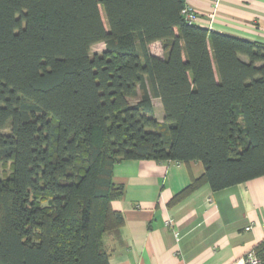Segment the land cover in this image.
<instances>
[{
    "label": "trees",
    "instance_id": "16d2710c",
    "mask_svg": "<svg viewBox=\"0 0 264 264\" xmlns=\"http://www.w3.org/2000/svg\"><path fill=\"white\" fill-rule=\"evenodd\" d=\"M183 7L0 0V264H109L121 161H199L170 206L264 176V43L188 24ZM254 252L264 264V242Z\"/></svg>",
    "mask_w": 264,
    "mask_h": 264
},
{
    "label": "crops",
    "instance_id": "0c3cea01",
    "mask_svg": "<svg viewBox=\"0 0 264 264\" xmlns=\"http://www.w3.org/2000/svg\"><path fill=\"white\" fill-rule=\"evenodd\" d=\"M185 1L200 27L264 43V0H219L215 10L213 0ZM154 45L161 49L152 53L162 57L161 44ZM112 173L124 187L112 202L124 223L103 237L109 264H243L264 242V176L219 191L204 185L170 206L202 175L199 161H121Z\"/></svg>",
    "mask_w": 264,
    "mask_h": 264
},
{
    "label": "built area",
    "instance_id": "2783aa9c",
    "mask_svg": "<svg viewBox=\"0 0 264 264\" xmlns=\"http://www.w3.org/2000/svg\"><path fill=\"white\" fill-rule=\"evenodd\" d=\"M213 1H214V10H215L218 7L219 0H213ZM181 14L188 24L196 23L197 12H196L195 8L191 4L187 3L185 0H184V7L181 11ZM209 17L212 18L213 15H209ZM209 201H211V200L209 199ZM169 224H170V222L167 221L166 225H169ZM250 228H251V226H248L246 228V230H249ZM243 264H260V261L256 257L254 250L247 254Z\"/></svg>",
    "mask_w": 264,
    "mask_h": 264
},
{
    "label": "rangeland",
    "instance_id": "374dc122",
    "mask_svg": "<svg viewBox=\"0 0 264 264\" xmlns=\"http://www.w3.org/2000/svg\"><path fill=\"white\" fill-rule=\"evenodd\" d=\"M104 49H105V46H104V44H97V45H95V46H93L92 47V49H91V55H93V54H101L103 51H104ZM151 52H153V53H155V52H157L158 50H159V52H160V47H159V45L158 46H151ZM135 100L136 99H133V100H131V102L133 103V102H135ZM153 104H154V108H155V118L159 121V122H161L162 121V119H163V109H162V105H161V102L159 101V100H157V99H154L153 100ZM8 132V130L6 129V130H4V133H7ZM10 173V167H9V164L7 163V164H5V165H0V178H5V176L7 175V174H9Z\"/></svg>",
    "mask_w": 264,
    "mask_h": 264
}]
</instances>
